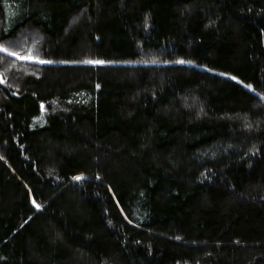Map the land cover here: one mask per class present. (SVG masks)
<instances>
[{"label":"trees","instance_id":"1","mask_svg":"<svg viewBox=\"0 0 264 264\" xmlns=\"http://www.w3.org/2000/svg\"><path fill=\"white\" fill-rule=\"evenodd\" d=\"M260 95L264 0H0V264H264Z\"/></svg>","mask_w":264,"mask_h":264},{"label":"rangeland","instance_id":"2","mask_svg":"<svg viewBox=\"0 0 264 264\" xmlns=\"http://www.w3.org/2000/svg\"><path fill=\"white\" fill-rule=\"evenodd\" d=\"M176 64H177V65H185V66H193V67H197V68H199V69H201V70H206L205 67L197 66V65H195V64H193V63L186 62V61H183L182 63H181V62H177ZM227 77L230 78L231 80L236 81L237 83H240V84H241L242 86H244L246 89H248V90L254 92V90H253L251 87L246 86V85H243L238 79H236V78L233 79V77H231V76H227ZM260 97L264 98L262 95H260Z\"/></svg>","mask_w":264,"mask_h":264},{"label":"snow or ice","instance_id":"3","mask_svg":"<svg viewBox=\"0 0 264 264\" xmlns=\"http://www.w3.org/2000/svg\"><path fill=\"white\" fill-rule=\"evenodd\" d=\"M13 55H16L15 53H13ZM25 58H28V59H31L33 57H31V55H29V57H21V59H25ZM40 62H44V61H40ZM183 61H181L182 63ZM88 63H94V64H103L104 61H88ZM233 79H235V77H233ZM76 179H80V177H76ZM35 203V202H34ZM37 207H39V205H36Z\"/></svg>","mask_w":264,"mask_h":264}]
</instances>
